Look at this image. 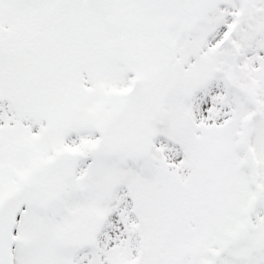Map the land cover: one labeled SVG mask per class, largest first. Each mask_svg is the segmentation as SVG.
<instances>
[{"label":"snow or ice","instance_id":"6c2138e0","mask_svg":"<svg viewBox=\"0 0 264 264\" xmlns=\"http://www.w3.org/2000/svg\"><path fill=\"white\" fill-rule=\"evenodd\" d=\"M0 264H264V0H0Z\"/></svg>","mask_w":264,"mask_h":264}]
</instances>
